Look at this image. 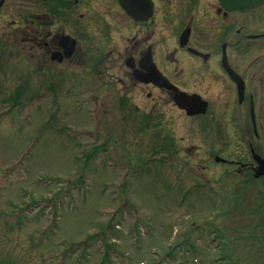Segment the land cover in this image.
Here are the masks:
<instances>
[{"label": "rangeland", "instance_id": "374dc122", "mask_svg": "<svg viewBox=\"0 0 264 264\" xmlns=\"http://www.w3.org/2000/svg\"><path fill=\"white\" fill-rule=\"evenodd\" d=\"M17 46L0 42V264H264L260 182L213 159L224 143L251 160L235 122L215 139L168 103L152 133L141 110L131 122L93 99L99 76L70 90L26 82Z\"/></svg>", "mask_w": 264, "mask_h": 264}, {"label": "flooded vegetation", "instance_id": "af4514ba", "mask_svg": "<svg viewBox=\"0 0 264 264\" xmlns=\"http://www.w3.org/2000/svg\"><path fill=\"white\" fill-rule=\"evenodd\" d=\"M249 1L0 0V42L18 43L29 68L24 80L30 83L36 75L45 89L87 88L91 75L99 76L106 90L97 98L114 104L121 119L131 122L141 110L152 133L162 132L155 129L164 127L157 121L162 116L155 117L164 105L172 103L188 115L177 97L181 91L197 94L198 109L206 102L207 110L188 116L198 117L201 134L207 129L212 138L223 139L229 137L227 122L237 125L251 160L223 156L224 143L213 159L246 173L245 186L250 178L259 180L263 191L253 209L259 227L264 226V163L256 154L264 158V153L253 118L259 127L264 117V0L257 6ZM112 71L117 76L107 82ZM157 149L164 156L179 153L175 147Z\"/></svg>", "mask_w": 264, "mask_h": 264}, {"label": "water", "instance_id": "95a60500", "mask_svg": "<svg viewBox=\"0 0 264 264\" xmlns=\"http://www.w3.org/2000/svg\"><path fill=\"white\" fill-rule=\"evenodd\" d=\"M263 0H250L249 1V6H257L260 4ZM233 75V74H232ZM236 80H239L237 77H234ZM240 92H243V87H239ZM197 94H187L185 92H180L179 96L177 97V102L180 105V107L185 108L188 110L189 114H197V113H202L205 112L206 109V102H204V107L203 109H198V104L200 103ZM255 121V120H254ZM255 127L256 126V121H255ZM257 159L261 162L264 161V159L260 158V156L256 155ZM264 163V162H263ZM261 172L257 173V176H260Z\"/></svg>", "mask_w": 264, "mask_h": 264}]
</instances>
